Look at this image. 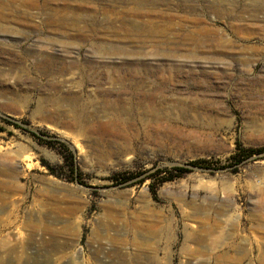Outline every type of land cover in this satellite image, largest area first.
<instances>
[{
    "label": "rangeland",
    "instance_id": "1",
    "mask_svg": "<svg viewBox=\"0 0 264 264\" xmlns=\"http://www.w3.org/2000/svg\"><path fill=\"white\" fill-rule=\"evenodd\" d=\"M4 1L0 264H264V0Z\"/></svg>",
    "mask_w": 264,
    "mask_h": 264
},
{
    "label": "bare ground",
    "instance_id": "2",
    "mask_svg": "<svg viewBox=\"0 0 264 264\" xmlns=\"http://www.w3.org/2000/svg\"><path fill=\"white\" fill-rule=\"evenodd\" d=\"M26 1H28V0H26ZM29 1H31V0H29ZM157 1H154V0H137L136 2L134 1V3H137V4H145V5H147V4L152 5V4H155ZM4 2H5V4H8V5H10V4L13 3L11 0H5ZM18 2H19V0H16L14 3H18ZM32 2H35V0H32ZM218 7L212 9V12L214 13V15H216V16H224L227 13H228V15L229 14H232V11L229 12V11H227L228 9L221 10V8H218ZM260 10H258V11H260ZM126 13H130L131 15H135V16H138V17H141L143 15L152 14V15H155V16H158V17H161V18H165V19L168 18V20L170 22L167 23L164 26V29L162 31H163V34L164 35H169L170 34L174 38L180 37V35L182 34V32L179 31V29L178 30H175L174 29V27H175L176 24L185 25L186 23H192V24L201 25V23H203V21H202L201 18L188 19L186 17L183 18V17H180V16L169 15V14L164 13L162 11H151V10H149V11L141 12L137 8H133V9L127 10ZM258 14H259V12H258ZM239 18H241V15H239ZM175 20H177V22H174ZM238 22L239 23L237 25H240V26L241 25L242 26H244V25L250 26L249 24L244 23L243 19L242 20L239 19ZM107 27H109L110 32H107ZM125 29H126V27L123 24H118V25H115V26H110L108 24L105 25L103 23H99L97 21H94L90 25H85V26H82V27H76V29L74 30L75 31L74 34L68 35V38L71 39V40H78V41H85L86 39L90 38V39L93 40V42L95 44L100 45L101 42H105L106 39L109 38V36L117 37L118 36V33L120 31H124ZM259 29H261L263 31L264 30V25L263 26H260ZM147 32L151 35L155 31L152 30V29H148ZM204 33H210V34H212L213 37H214V39L216 37H218L217 34H216V31L213 30V29L208 30V31H205ZM100 52H101L100 54L102 56L107 55V53H108V52H104V51H100ZM58 103H60V100L58 101ZM97 129H102L106 133H112V134L115 133V134H118V130L116 129L115 124H113V123H110V124H100Z\"/></svg>",
    "mask_w": 264,
    "mask_h": 264
},
{
    "label": "trees",
    "instance_id": "3",
    "mask_svg": "<svg viewBox=\"0 0 264 264\" xmlns=\"http://www.w3.org/2000/svg\"><path fill=\"white\" fill-rule=\"evenodd\" d=\"M264 153V149L260 148V149H252V150H247V152H243V154H235L234 156H232V159L236 162V163H240L242 160L247 159L249 157H252L253 155H260ZM191 167H196V168H203V169H208V167L210 166L209 161L206 159H198L195 161H191L188 164ZM168 173V177H163L161 179V183H164L166 181H172L178 177H180L182 175V173L186 172V170H184L183 168H173L169 171H164L163 173ZM175 172V173H174ZM157 174H161V171H158L156 173ZM153 177V176H151ZM150 189H153V186H150Z\"/></svg>",
    "mask_w": 264,
    "mask_h": 264
}]
</instances>
